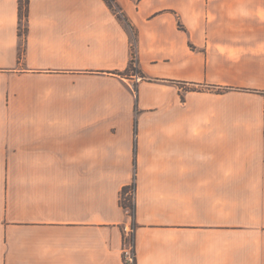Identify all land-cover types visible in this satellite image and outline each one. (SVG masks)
I'll list each match as a JSON object with an SVG mask.
<instances>
[{
  "label": "crops",
  "instance_id": "1",
  "mask_svg": "<svg viewBox=\"0 0 264 264\" xmlns=\"http://www.w3.org/2000/svg\"><path fill=\"white\" fill-rule=\"evenodd\" d=\"M115 2L0 0V264H264V0Z\"/></svg>",
  "mask_w": 264,
  "mask_h": 264
},
{
  "label": "trees",
  "instance_id": "2",
  "mask_svg": "<svg viewBox=\"0 0 264 264\" xmlns=\"http://www.w3.org/2000/svg\"><path fill=\"white\" fill-rule=\"evenodd\" d=\"M104 1L116 13L118 18L121 21L125 22L127 24V26L129 27L130 34H131V43H132V47H133V50H134L135 43H136L135 30L132 27H130L128 22L125 20L124 16L122 14H120V9H119L118 5L116 4L115 0H104ZM18 11H19V17L20 18H23V17L27 18V15H28V0H18ZM22 34L23 33H20L19 35L22 36ZM125 72H127V73L132 72L134 74L137 73L139 75L141 74L140 71L135 67V61H133L132 59L130 60V62L128 64V67H127ZM208 88L212 89V90L214 89L213 87H211V88L208 87ZM215 92L219 93L220 90H216ZM135 191H136V185H135V182H133L131 185L123 187L121 192H120V195H119V204H120V206L132 218L131 227H132L133 230L136 227L135 220H134V218H135V210H136ZM124 243L128 244V245H131V252L133 254V263L132 264H136L135 250H134V234H133V232L129 235L128 239H124ZM123 260L125 262V259H123Z\"/></svg>",
  "mask_w": 264,
  "mask_h": 264
},
{
  "label": "built area",
  "instance_id": "3",
  "mask_svg": "<svg viewBox=\"0 0 264 264\" xmlns=\"http://www.w3.org/2000/svg\"><path fill=\"white\" fill-rule=\"evenodd\" d=\"M132 60L135 61V54H132ZM136 81L138 82L140 80V77L136 74L135 75ZM133 232L132 227L126 229V233L130 235ZM124 259L127 264H132L133 263V254L131 252V245H129V249H126L123 251Z\"/></svg>",
  "mask_w": 264,
  "mask_h": 264
},
{
  "label": "rangeland",
  "instance_id": "4",
  "mask_svg": "<svg viewBox=\"0 0 264 264\" xmlns=\"http://www.w3.org/2000/svg\"><path fill=\"white\" fill-rule=\"evenodd\" d=\"M126 231V230H125ZM127 236L125 237L126 239H128L129 238V235H128V233L126 234ZM124 248H126V249H129V245L128 244H125V247Z\"/></svg>",
  "mask_w": 264,
  "mask_h": 264
}]
</instances>
